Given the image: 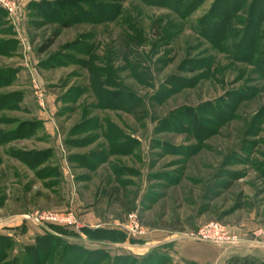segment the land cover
I'll return each instance as SVG.
<instances>
[{
    "label": "rangeland",
    "instance_id": "obj_1",
    "mask_svg": "<svg viewBox=\"0 0 264 264\" xmlns=\"http://www.w3.org/2000/svg\"><path fill=\"white\" fill-rule=\"evenodd\" d=\"M0 75V264H38L32 248L49 264L66 249V264H183L174 245L121 243L210 222L258 242L264 0H3Z\"/></svg>",
    "mask_w": 264,
    "mask_h": 264
},
{
    "label": "crops",
    "instance_id": "obj_2",
    "mask_svg": "<svg viewBox=\"0 0 264 264\" xmlns=\"http://www.w3.org/2000/svg\"><path fill=\"white\" fill-rule=\"evenodd\" d=\"M86 217L88 218L87 220L93 224L99 222L100 219V217L98 218L96 216ZM166 233L167 232H161L156 234L152 231L149 234V239H147L148 241H145L144 243L134 244L132 242H124L121 244L122 247L135 249L136 255L140 256L145 255L147 252H149V250L152 249H157L165 245H174V248L177 250L178 255L182 260H188L196 264H226L229 259L235 257H253L260 262H264V244L257 241L253 242L248 240L242 242L239 246H225L224 250H220V246L218 245L207 242L193 241L183 235V233L173 234L175 232H170L172 233L171 235L165 236ZM79 240L92 241L84 237H80ZM104 241L106 240H99V242L96 243L102 244Z\"/></svg>",
    "mask_w": 264,
    "mask_h": 264
},
{
    "label": "built area",
    "instance_id": "obj_3",
    "mask_svg": "<svg viewBox=\"0 0 264 264\" xmlns=\"http://www.w3.org/2000/svg\"><path fill=\"white\" fill-rule=\"evenodd\" d=\"M3 0H0V2ZM69 217H59V215L53 213H41L40 215H34L30 220L43 225L50 222L69 221ZM123 226V225H122ZM124 228L128 233L138 229L139 234L145 232L139 227L134 214L128 215V223L124 225ZM187 238L197 242H207L218 246H236L241 244L242 238L235 232H231L226 226L218 222H210L201 226L196 232L184 234ZM252 235L259 243L264 244V227L257 228L252 232Z\"/></svg>",
    "mask_w": 264,
    "mask_h": 264
},
{
    "label": "trees",
    "instance_id": "obj_4",
    "mask_svg": "<svg viewBox=\"0 0 264 264\" xmlns=\"http://www.w3.org/2000/svg\"><path fill=\"white\" fill-rule=\"evenodd\" d=\"M111 1H113V2H124L126 0H111ZM65 26L66 25L64 24V27ZM48 46L49 45L44 46L41 49V52L45 51L48 48ZM0 76H2V75H0ZM114 103H116V102H114ZM112 105L110 104L109 106H112ZM118 106L121 108L122 111H124L125 113L131 115L137 121L141 120L144 117V115H145V109H144L142 103L140 101H137L136 99L135 100H133V99L127 100L122 105L119 104ZM103 137H105V139L106 138L112 139L110 142H108L106 144L110 148L109 150L111 151V153H119L118 149H119L120 145H119L118 142H119V139L121 137V132H119V130L116 127L110 125V126L107 127V130L104 131ZM122 138H123V136H122ZM49 236L51 237V235H49ZM87 238L89 240H92V241H94V240H98L99 241V240H106L107 239V238H97V237H89V236H87ZM49 240L50 239H47V241H49ZM38 249L39 248H36V249L32 248V252L33 253L31 252V255L34 254V256H36V261H37L38 264H41L40 261L49 264L50 258L53 255L52 254L53 251L45 250L41 254V251L38 250ZM52 249H54V248L52 247ZM67 251L68 250L66 249V251L64 253L62 252V254L60 255L61 257L58 260L59 264H66L65 263V258L68 255ZM69 254H70V252H69ZM40 255L42 256V258H40L41 257ZM123 258L124 257H120V258L118 257V259H121V260ZM183 264H196V263L188 261V260H183ZM226 264H264V262H260V261H258L257 259H255L253 257H243V258L235 257V258L229 259L226 262Z\"/></svg>",
    "mask_w": 264,
    "mask_h": 264
}]
</instances>
